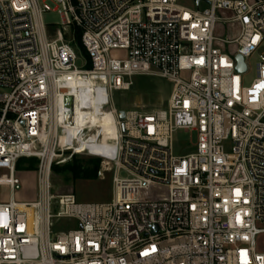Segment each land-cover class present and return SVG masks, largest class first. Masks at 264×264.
Listing matches in <instances>:
<instances>
[{
    "label": "built area",
    "instance_id": "2783aa9c",
    "mask_svg": "<svg viewBox=\"0 0 264 264\" xmlns=\"http://www.w3.org/2000/svg\"><path fill=\"white\" fill-rule=\"evenodd\" d=\"M194 2L0 0V264H264V53L244 80L264 41V0ZM50 9L81 31L83 67L61 29L50 37ZM135 75L171 81L168 106L121 119L113 95ZM68 96L74 110L113 113L115 137L88 119L72 135ZM178 129L197 133L184 155ZM66 152L113 173L110 201L53 194ZM31 157L36 198L18 201L17 164ZM53 217L77 227L54 236Z\"/></svg>",
    "mask_w": 264,
    "mask_h": 264
},
{
    "label": "rangeland",
    "instance_id": "374dc122",
    "mask_svg": "<svg viewBox=\"0 0 264 264\" xmlns=\"http://www.w3.org/2000/svg\"><path fill=\"white\" fill-rule=\"evenodd\" d=\"M178 3L182 6L189 8L195 7L194 0H178ZM43 20L49 26L48 31L50 37L54 38L56 32L61 29L64 33L65 41H70L73 46L78 50L79 45V29L73 25H62L61 15L57 10H48L43 13ZM232 34V33H231ZM235 34V33H233ZM232 34V35H233ZM264 53V41L258 50L255 57L248 60L249 69L244 75L245 83L248 84L255 77L256 69L255 63L258 60V54ZM117 54V52H115ZM79 56L81 57L77 61V65L83 67V57L86 54L80 47ZM87 66V65H86ZM133 85L129 90H118L114 92L113 101L114 105L121 109H139L141 111H153L156 109L167 108L169 97L172 91L173 83L165 78L156 75H135L132 77ZM197 141V133L193 130L178 129L174 134V148L176 154L184 155L194 150V145ZM92 159H98L94 156L80 153L72 154L66 152L64 155L57 158V162L53 164L51 169V183L53 194L74 193L78 202H107L113 198V185L112 177L113 173L109 171H103L100 159L99 174L95 178L84 177L74 178L73 172L67 169L68 164L77 162L84 166H93L90 161ZM21 169L19 177L23 181V188L15 195V200L27 201L35 199L36 192V178L37 168L39 161L35 164V169L29 170L27 160L21 158L18 163ZM2 177L7 178V172L5 169L1 171ZM122 177L127 176L125 171H121ZM3 200L7 201L10 196V190L7 185H2ZM51 231L55 236L60 232L67 231L71 228L77 227V222L69 218L53 217L51 219Z\"/></svg>",
    "mask_w": 264,
    "mask_h": 264
},
{
    "label": "bare ground",
    "instance_id": "6f19581e",
    "mask_svg": "<svg viewBox=\"0 0 264 264\" xmlns=\"http://www.w3.org/2000/svg\"><path fill=\"white\" fill-rule=\"evenodd\" d=\"M73 85H80L81 89H83L86 86H89L90 83H85L83 81H75ZM82 98V95H80ZM101 110L97 109V112H99ZM96 113H88L84 110H82L78 105L75 108V110L73 109V115L72 117H70L71 120V124H70V132L72 135H75L77 133V131L80 129L81 126L84 125V122L86 121V119H88L93 125H98L99 127H101V129L105 132V137L104 139L106 140L107 138H114L115 137V133L117 130V126L115 123V118L113 116V113L109 112V111H105V113L103 115H98ZM90 117H86L85 115L87 114ZM62 141L65 139L64 136H62ZM87 143H81V145H79V149L82 150V147H86Z\"/></svg>",
    "mask_w": 264,
    "mask_h": 264
},
{
    "label": "trees",
    "instance_id": "16d2710c",
    "mask_svg": "<svg viewBox=\"0 0 264 264\" xmlns=\"http://www.w3.org/2000/svg\"><path fill=\"white\" fill-rule=\"evenodd\" d=\"M79 34H80L79 45L77 44V47L79 50L81 47L83 52L87 56V53L81 44V31L80 30H79ZM90 66H91V63H90V61H88L87 67H90ZM24 159L27 160V162L29 164V166L27 167L29 170L35 169V164L38 161L37 158L31 157V158H24ZM20 160L18 161V163L20 162ZM90 161L93 163V166H84V165L78 164L77 162H74L72 164H68L66 168L70 169L73 172L74 178H80L81 176L95 178L99 174L100 162L98 159H92ZM17 167H18V169H21L19 164H17ZM52 168H53V166H52ZM18 174H19V172H18ZM35 198H36V192H35ZM31 200H34V199H30V201Z\"/></svg>",
    "mask_w": 264,
    "mask_h": 264
},
{
    "label": "water",
    "instance_id": "95a60500",
    "mask_svg": "<svg viewBox=\"0 0 264 264\" xmlns=\"http://www.w3.org/2000/svg\"><path fill=\"white\" fill-rule=\"evenodd\" d=\"M237 59L239 62L237 70L239 72H245L247 67H246V64L244 63L243 57L238 55ZM66 105L68 106V108H70L69 115L72 117V115H73V98L71 96L66 97ZM119 114H120V118L124 119L125 110H120Z\"/></svg>",
    "mask_w": 264,
    "mask_h": 264
}]
</instances>
